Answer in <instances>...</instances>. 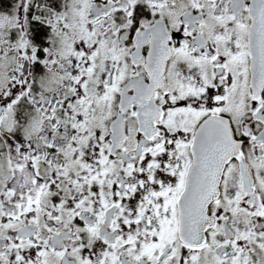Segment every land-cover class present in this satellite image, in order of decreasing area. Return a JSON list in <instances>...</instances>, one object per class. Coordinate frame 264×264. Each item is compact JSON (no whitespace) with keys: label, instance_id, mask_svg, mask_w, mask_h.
Wrapping results in <instances>:
<instances>
[{"label":"snow or ice","instance_id":"1","mask_svg":"<svg viewBox=\"0 0 264 264\" xmlns=\"http://www.w3.org/2000/svg\"><path fill=\"white\" fill-rule=\"evenodd\" d=\"M0 264H264V0H0Z\"/></svg>","mask_w":264,"mask_h":264}]
</instances>
